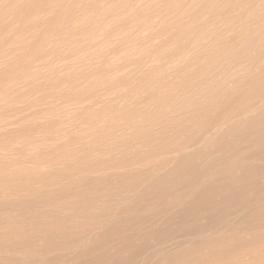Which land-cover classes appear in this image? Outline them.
<instances>
[{"label": "rangeland", "instance_id": "374dc122", "mask_svg": "<svg viewBox=\"0 0 264 264\" xmlns=\"http://www.w3.org/2000/svg\"><path fill=\"white\" fill-rule=\"evenodd\" d=\"M263 191L264 0H0V264H142ZM263 215L172 264H264Z\"/></svg>", "mask_w": 264, "mask_h": 264}, {"label": "bare ground", "instance_id": "6f19581e", "mask_svg": "<svg viewBox=\"0 0 264 264\" xmlns=\"http://www.w3.org/2000/svg\"><path fill=\"white\" fill-rule=\"evenodd\" d=\"M229 160H231L232 161V159H228V161ZM226 161V160H225ZM225 163V162H224ZM228 164H229V162H228ZM227 164V165H228ZM231 164V163H230ZM219 176V175H218ZM220 177V176H219ZM221 177H222V175H221ZM220 179V178H219ZM215 181H217V179L215 180ZM219 181H221V179L219 180ZM195 190L196 191H198L199 189H196L195 188ZM195 190H194V193H195ZM204 190H205V188H204ZM200 191V190H199ZM206 191V190H205ZM193 193V192H192ZM174 195V194H173ZM196 195V194H195ZM198 195V194H197ZM177 196V195H176ZM179 196V195H178ZM205 196V195H204ZM184 197V196H183ZM192 197V196H191ZM197 197H199V196H197ZM192 198H194V197H192ZM203 198V197H202ZM178 199V198H177ZM191 199V198H190ZM205 199V198H204ZM196 200V199H195ZM191 201H193V199L191 200ZM248 201V200H247ZM243 202V201H242ZM263 202H264V191L263 192H261V193H259L255 198H253L252 199V201L250 202H248V203H243L242 205H241V207H239V209H235V215H236V218L232 221V219H231V221H227V219H226V217L224 218V217H220V214H219V219L221 218H224V220L226 219V221H218L217 219H215L214 220V218H216V217H218V215H216L215 217H211V216H213V215H211L210 217V219L208 218L207 220H205V221H202V222H200V221H198L197 223H193V220H192V225H189L190 224V221H189V223L187 224L186 223V225H184L183 227H181L178 231H176L177 232V234L176 235H173V237H171V235H169L170 237H171V239L172 238H174L176 241H174L173 243L174 244H172V245H168L167 243H169L168 241H170V240H168V241H164L165 239H163L162 238V240L163 241H161V242H159V244H158V248L156 249V250H154L153 251V249H151L152 250V252L151 253H149L151 250H149V252H148V254L147 255H143L144 257L142 258V261H141V263L142 264H172V262H173V260L175 259L174 258V256H175V254H171V249L172 250H174V248H183L184 246L186 247V245H187V247L189 248V246H191L192 248H194L195 249V247H198L199 248V246L201 245H204V243H207L208 244V239L209 238H212L211 237V233L210 232H212V233H221V234H224L226 231H227V233H228V231L230 232V231H232V232H234V233H238L239 232V234H240V232H241V228H243V227H241V224L244 226V224L248 227V228H250V226L254 223L253 221H256V220H258V218H260L261 219V221H262V219H263V217H262V213H261V215H257V213H259V210L262 208V204H263ZM174 204V203H173ZM185 204H186V202H185ZM187 204H189V203H187ZM241 204V203H240ZM193 205V204H192ZM187 206V205H186ZM191 206V205H190ZM194 207V206H193ZM196 207V206H195ZM225 210H227V209H225ZM224 209H222V211H225ZM230 210V209H229ZM264 210V209H263ZM231 211V210H230ZM210 212V211H209ZM188 213V212H187ZM203 213H205V210L202 212V215H205V214H203ZM219 213V212H218ZM223 213V212H222ZM225 213V212H224ZM228 213V212H227ZM227 213H225V214H227ZM198 214V213H197ZM196 214V215H197ZM207 214H209V213H207ZM211 214V213H210ZM209 214V215H210ZM213 214V213H212ZM217 214V213H216ZM188 215V214H187ZM201 215V214H200ZM200 216V217H204V216ZM215 215V214H214ZM224 215V214H223ZM228 215V214H227ZM193 216V215H192ZM207 216V215H206ZM230 216V215H229ZM259 216V217H258ZM264 216V215H263ZM197 217H198V215H197ZM208 217V216H207ZM193 218V217H192ZM230 218V217H229ZM234 218V217H233ZM206 219V218H205ZM199 220H201V219H199ZM188 221V220H187ZM260 221V223H262ZM253 222V223H252ZM258 222V221H257ZM263 223H264V221H263ZM183 224H185L184 222H183ZM264 225V224H263ZM256 226H258V228H260L259 227V225H256ZM241 227V228H240ZM246 227V228H247ZM248 228H247V230H248ZM251 228H252V226H251ZM256 229H257V227H256ZM249 231V230H248ZM247 231V232H248ZM169 232V231H168ZM174 232H175V230H174ZM173 232V233H174ZM207 233H210V237L209 236H207V235H205V234H207ZM242 233V232H241ZM105 234H106V232H105ZM104 234V235H105ZM138 234V233H137ZM152 234V233H151ZM170 234H171V232H170ZM221 234H219V235H221ZM226 234V233H225ZM225 234H224V236H225ZM233 234V233H232ZM100 235V234H99ZM145 235V234H144ZM153 235V234H152ZM214 235V234H213ZM138 236H140V235H138ZM143 236V235H142ZM159 236H161V235H159ZM233 236V235H232ZM100 237V236H99ZM118 237V236H117ZM168 237V236H167ZM170 237H168V239L170 238ZM209 237V238H208ZM220 237V236H219ZM221 237H222V235H221ZM134 238V237H133ZM132 238V239H133ZM154 238V237H153ZM115 239V238H114ZM120 239V238H119ZM144 239V238H143ZM147 239V238H146ZM145 239V240H146ZM161 239V238H160ZM178 239V240H177ZM213 239V238H212ZM211 239V240H212ZM222 239V238H221ZM101 240V239H100ZM134 240H135V238H134ZM210 240V239H209ZM220 240V239H219ZM218 240V241H219ZM224 240V239H223ZM93 241V240H92ZM101 241H103V240H101ZM106 241V240H105ZM121 241V240H120ZM127 241V240H126ZM147 241V240H146ZM155 241V240H154ZM208 241V242H207ZM215 241V240H214ZM213 241V242H214ZM122 242V241H121ZM143 242V241H142ZM212 242V243H213ZM219 242H221V241H219ZM91 243V242H90ZM109 243V242H108ZM146 243V242H145ZM216 243V242H215ZM95 244V243H94ZM102 244V243H101ZM112 244V243H111ZM143 244V243H142ZM92 245V244H91ZM113 245V244H112ZM153 245V244H152ZM88 246V245H87ZM93 246V245H92ZM100 246H102V245H100ZM107 246H109V244L107 245ZM130 246V245H129ZM144 246V245H143ZM194 246V247H193ZM205 246V245H204ZM247 246L248 245H244V246H242L241 248H238V247H236V248H238V249H232V250H225V251H223V252H220V253H218V251L216 252V253H214V254H216L214 257H211V259L209 258L208 260H206V261H201L200 262V260H199V262H197V263H195V264H237V263H239L240 261L242 262L243 260H245V259H247V256H249L248 255V253H249V250L247 249ZM113 247V246H112ZM133 247V246H132ZM145 247V246H144ZM148 247V246H147ZM156 247H157V245H156ZM155 247V248H156ZM184 247V248H185ZM91 248V247H90ZM95 248V247H94ZM107 248V247H106ZM105 248V249H106ZM115 248V247H114ZM117 248H118V246H117ZM116 248V249H117ZM126 248V247H125ZM127 248H129V247H127ZM139 248H141V247H139ZM198 248H196V249H198ZM231 248V247H230ZM235 248V247H234ZM93 249V248H92ZM98 249V248H97ZM104 249V250H105ZM169 249H170V251H169ZM108 250V249H107ZM109 250H112V251H115L114 249H111V247H110V249ZM120 250V249H119ZM123 250H124V248H123ZM122 250V251H123ZM143 250V249H142ZM193 250V249H192ZM199 250V249H198ZM99 251V250H98ZM118 251V250H117ZM117 251H115V254L117 253V255H118V253H119V251L117 252ZM121 251V250H120ZM128 251V250H127ZM169 251V253L167 254L166 252H168ZM174 251H176V249L174 250ZM183 251H185L186 252V249L184 250L183 249ZM88 249H85L84 251L83 250H80V252L79 253H77V256L78 255H85L86 253L88 254ZM93 252V251H92ZM177 252H178V250H177ZM177 252H174V253H177ZM181 252H182V250H181ZM181 252L179 253V255L181 254ZM201 252V251H200ZM105 253H106V251H105ZM165 253H166V257H164V259L163 258H159V259H156L155 257L158 255H165ZM188 253H190L189 251H188ZM195 252H193V254H194ZM75 254V253H74ZM86 254V255H87ZM104 254V253H103ZM108 254V253H107ZM114 254V252L112 253V255ZM130 254V253H129ZM201 253H199V255H200ZM212 254V253H211ZM68 255V254H67ZM85 255V256H86ZM140 255H142V254H140ZM178 255V256H179ZM199 255H198V257H199ZM203 255V254H202ZM129 256V255H128ZM158 256H157V258H158ZM177 256V255H176ZM201 256V255H200ZM251 256V260L252 259H255V257H256V259L254 260L255 262L254 263H256V260H259V261H263L264 260V255L263 254H258L257 256H255V255H250ZM162 257V256H161ZM100 258V257H99ZM108 258V257H107ZM189 258V257H188ZM162 259V260H161ZM183 259V258H182ZM186 259V258H185ZM203 259V258H202ZM129 260V259H128ZM179 260H180V258H179ZM189 260V259H188ZM198 260V259H197ZM204 260H205V258H204ZM183 261H184V259H183ZM195 261V260H194ZM253 261V260H252ZM246 262V261H245ZM258 262V261H257ZM173 263H175V262H173ZM132 264H139V263H137V262H133ZM189 264V263H188ZM192 264H193V262H192Z\"/></svg>", "mask_w": 264, "mask_h": 264}]
</instances>
